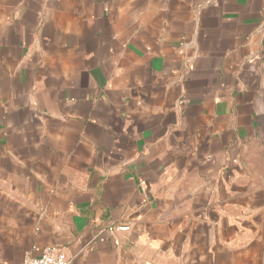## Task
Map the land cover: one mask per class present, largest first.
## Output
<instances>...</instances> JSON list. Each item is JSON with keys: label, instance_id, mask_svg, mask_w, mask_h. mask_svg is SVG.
Returning <instances> with one entry per match:
<instances>
[{"label": "crops", "instance_id": "0c3cea01", "mask_svg": "<svg viewBox=\"0 0 264 264\" xmlns=\"http://www.w3.org/2000/svg\"><path fill=\"white\" fill-rule=\"evenodd\" d=\"M49 246L264 264V0H0V264Z\"/></svg>", "mask_w": 264, "mask_h": 264}, {"label": "built area", "instance_id": "2783aa9c", "mask_svg": "<svg viewBox=\"0 0 264 264\" xmlns=\"http://www.w3.org/2000/svg\"><path fill=\"white\" fill-rule=\"evenodd\" d=\"M128 226H118L112 223L108 227V232L113 234L116 230L126 231ZM21 264H74L73 260L68 258L62 248L58 246L47 247L39 258L26 257Z\"/></svg>", "mask_w": 264, "mask_h": 264}]
</instances>
